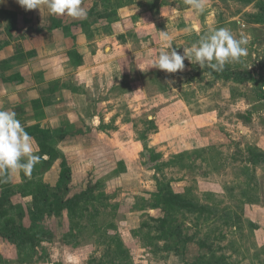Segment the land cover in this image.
<instances>
[{"label":"rangeland","instance_id":"obj_1","mask_svg":"<svg viewBox=\"0 0 264 264\" xmlns=\"http://www.w3.org/2000/svg\"><path fill=\"white\" fill-rule=\"evenodd\" d=\"M260 1L264 8V0H205L199 15L185 0L83 6L103 33H119L100 44L120 60L104 66L107 79L94 90L109 100L99 112L107 128L73 167L51 161L48 180L0 187V264H264ZM212 28L248 39L247 56L225 66L241 80L187 59L183 72L146 70L162 31L183 54ZM169 191L197 206L171 225L162 223ZM8 215L28 242L11 234Z\"/></svg>","mask_w":264,"mask_h":264},{"label":"crops","instance_id":"obj_2","mask_svg":"<svg viewBox=\"0 0 264 264\" xmlns=\"http://www.w3.org/2000/svg\"><path fill=\"white\" fill-rule=\"evenodd\" d=\"M88 3L82 0L81 6ZM89 17L52 15L46 7L25 10L17 0L0 2V110L16 112L41 157L31 176L8 172L10 184L48 180L55 168L51 161L58 169L64 162L73 165L75 153L91 148L94 136L107 128L99 112L109 100L95 91L107 79L104 66L120 58L113 57L112 46L100 44L119 33H103L106 25L92 24Z\"/></svg>","mask_w":264,"mask_h":264},{"label":"clouds","instance_id":"obj_3","mask_svg":"<svg viewBox=\"0 0 264 264\" xmlns=\"http://www.w3.org/2000/svg\"><path fill=\"white\" fill-rule=\"evenodd\" d=\"M185 2L197 15L205 11V0ZM17 3L25 10L46 7L52 15H67L80 20L88 18V10L81 6L82 0H17ZM248 43L246 37L241 35L237 38L228 28H212L181 54L173 48L170 36L162 31L161 50L146 65V70L156 68L166 73L183 72L187 59L201 68L222 72L227 64L238 63L247 56ZM16 116L15 111L0 110V177L6 176L8 172H23L31 176L34 167L41 162V157L35 154L38 146H34L33 138Z\"/></svg>","mask_w":264,"mask_h":264},{"label":"trees","instance_id":"obj_4","mask_svg":"<svg viewBox=\"0 0 264 264\" xmlns=\"http://www.w3.org/2000/svg\"><path fill=\"white\" fill-rule=\"evenodd\" d=\"M246 2H252L254 0H244ZM263 1H260L259 4H261V8H263V4H262ZM263 11H264V8H263ZM258 23L259 22H264V12L262 14H258L256 16V19H255ZM219 73H225V77L226 78H229L231 77V75H233L234 78L238 79V80H241L240 76L238 73H232V72H229L228 69H224L222 72H215L213 71V74H219ZM260 87V86H259ZM263 90H261V88L259 89V92L262 93ZM264 94V93H263ZM251 161V160H250ZM64 173H65V170H60L59 171V175H58V181L56 183V187L58 190H61L63 185L61 184V181L63 179V176H64ZM0 180H2L0 182V187H5L8 185V174H6V176L4 177H0ZM91 187V186H90ZM88 187L87 190H85V193H88L89 191H91L92 188ZM34 189H37V188H34ZM39 192L41 189H37ZM69 202V201H68ZM165 206H166V214H165V217H164V220H162V223H167V225H171L170 222H174V216L177 215V214H180V213H183V212H191V210L195 209L197 206H195V204L193 202H189L187 200H184L180 197L179 194H175L173 193L172 191H169L168 194H167V199H165ZM198 210H201L199 207H198ZM210 212L211 211V208L209 209ZM32 218H37V216L35 215V213L32 214ZM13 221V219H10V215H8V223H9V231L11 232L12 235H14L15 237L21 239V241L23 243H26L28 242V237L27 235L25 236L24 234H22V231H18L16 230L13 226L11 227V222ZM21 232V233H20ZM169 232H170V235H172L173 237H177L179 236L178 233L175 229L173 228H170L169 229ZM5 234V232H3V235ZM11 234H8V237L11 235ZM6 235H7V232H6ZM30 240V238H29ZM201 261V260H200ZM208 264H226V262L223 260V259H218V260H215L211 263H208Z\"/></svg>","mask_w":264,"mask_h":264}]
</instances>
